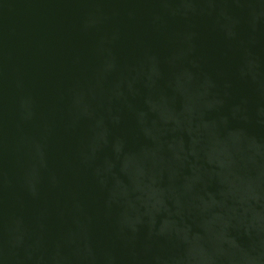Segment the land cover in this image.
Masks as SVG:
<instances>
[{
  "label": "water",
  "instance_id": "95a60500",
  "mask_svg": "<svg viewBox=\"0 0 264 264\" xmlns=\"http://www.w3.org/2000/svg\"><path fill=\"white\" fill-rule=\"evenodd\" d=\"M0 264H264V0H0Z\"/></svg>",
  "mask_w": 264,
  "mask_h": 264
}]
</instances>
